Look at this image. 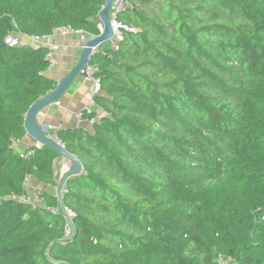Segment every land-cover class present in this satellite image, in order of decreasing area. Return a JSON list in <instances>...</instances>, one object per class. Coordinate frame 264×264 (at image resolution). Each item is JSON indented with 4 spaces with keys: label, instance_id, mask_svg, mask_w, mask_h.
Here are the masks:
<instances>
[{
    "label": "trees",
    "instance_id": "trees-1",
    "mask_svg": "<svg viewBox=\"0 0 264 264\" xmlns=\"http://www.w3.org/2000/svg\"><path fill=\"white\" fill-rule=\"evenodd\" d=\"M104 3L0 0V264H264V0H126L136 31L90 62L93 130L56 132L84 167L64 186L71 220L62 158L15 146L57 82L48 48L5 39L97 36ZM32 177L54 188L35 203Z\"/></svg>",
    "mask_w": 264,
    "mask_h": 264
},
{
    "label": "crops",
    "instance_id": "crops-1",
    "mask_svg": "<svg viewBox=\"0 0 264 264\" xmlns=\"http://www.w3.org/2000/svg\"><path fill=\"white\" fill-rule=\"evenodd\" d=\"M82 34H71L63 36L59 33L51 35L43 44L44 47L52 50L53 60L55 64L49 68L46 72V76L57 83L63 80L74 69L83 53V46L81 45ZM24 44L32 46L28 37L20 36ZM113 45V42H107ZM105 43L98 51L103 50ZM92 82L89 78L78 76L71 86L68 88L62 99L38 115V121L41 125L48 128L47 135L52 138H56V128L60 130L84 128L88 131H92L93 126L84 123L79 124L76 119V115L82 112L90 103L91 100ZM36 145V142L28 135L16 144V147L20 151L27 150ZM57 167H61L62 175H65V168L67 165L71 167V163H68L63 158L55 161ZM60 176V175H59ZM51 189L46 185H43L35 178H29L26 183L27 192L34 196L37 191H50Z\"/></svg>",
    "mask_w": 264,
    "mask_h": 264
},
{
    "label": "water",
    "instance_id": "water-1",
    "mask_svg": "<svg viewBox=\"0 0 264 264\" xmlns=\"http://www.w3.org/2000/svg\"><path fill=\"white\" fill-rule=\"evenodd\" d=\"M112 3L113 0H105L103 8L98 14V22L103 26L102 33L97 36H92L86 33L83 34L81 38L83 53L77 65L63 80L57 83V86L53 91H51L47 96L35 101L29 108L25 117L24 128L27 135L37 144L51 149L72 165L71 167L68 165L64 167L66 170L65 175L63 176L61 183L56 188V196L59 200L60 209L63 212L65 211V207L63 204L62 189L64 188L67 180L80 176L84 171V167L76 156L69 153L63 145L58 143L57 137L52 138L47 135L48 128L39 123L38 115L49 106L58 103L78 76L85 77V74L82 73V71L90 64L94 50H98L105 43L113 41L114 31L111 26L110 17Z\"/></svg>",
    "mask_w": 264,
    "mask_h": 264
},
{
    "label": "built area",
    "instance_id": "built-area-1",
    "mask_svg": "<svg viewBox=\"0 0 264 264\" xmlns=\"http://www.w3.org/2000/svg\"><path fill=\"white\" fill-rule=\"evenodd\" d=\"M126 6H127V3H126V0H113V3H112V7H111V11H110V17H111V26L113 28V31H114V39H113V46L116 50H118V43L120 41L123 40V33L125 31L127 32H135L136 30L131 28L130 26L122 23L118 16L126 10ZM99 30H100V33H102L103 31V26L99 23ZM55 33H59L63 36H67V35H71V34H74V33H77V34H82L81 31H75L71 28H66V27H62V28H58L54 31V34ZM51 37L50 36H42V37H28L29 38V41L32 43L31 45L34 46V47H39V46H43L44 42L46 40H48L49 38ZM5 43L7 45H9L10 47H17V46H21L23 45V41L21 40V37L20 35H18L16 32H13L11 33L10 35L7 36V38L5 39ZM50 53L48 55L49 59H50V64L51 66H53L55 64L54 60H53V52L52 50H50ZM99 52L98 50H94L93 52V56ZM92 56V57H93ZM50 66V67H51ZM98 68L97 67H92L90 66V64L88 66H86L85 70L82 71V73L85 74V77L89 78L92 82V89H91V100H90V103L89 105L80 113H78L76 115V119H77V122L79 124H84V123H88L90 125L93 126V124L95 123V120L92 119V120H85V118L83 117V113L84 112H88L90 113L91 111H93L94 109H97L98 108V105L97 103L95 102V97L97 95L100 94L101 92V82L99 79L95 78L94 77V74L97 72ZM56 131H59L60 129L59 128H56L55 129ZM58 143H60L62 145V143L57 139ZM19 143V142H16L15 143V146L16 144ZM38 149L42 148L41 145L37 144L34 146ZM32 152H29V155H31ZM66 192V190L63 188L62 189V195ZM40 195H41V191H37L35 192L34 196L32 198H25L24 200L26 202H30V203H35L36 201H40ZM55 214H57L58 210H54L53 211ZM64 213L67 215V219L68 220H71L73 217H75V214L71 211H69L68 209L65 208V211ZM68 234H70V231H68ZM214 263L215 264H230V260L225 257L224 255H218L215 260H214Z\"/></svg>",
    "mask_w": 264,
    "mask_h": 264
},
{
    "label": "rangeland",
    "instance_id": "rangeland-1",
    "mask_svg": "<svg viewBox=\"0 0 264 264\" xmlns=\"http://www.w3.org/2000/svg\"><path fill=\"white\" fill-rule=\"evenodd\" d=\"M58 174L60 175V182H61V180H62V178H63V176H64V175H62V173H61V167L58 169Z\"/></svg>",
    "mask_w": 264,
    "mask_h": 264
}]
</instances>
